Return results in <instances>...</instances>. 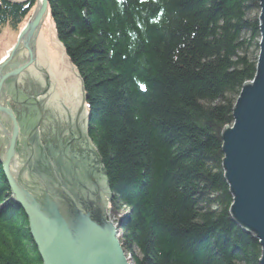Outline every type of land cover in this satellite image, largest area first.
<instances>
[{
  "label": "trees",
  "instance_id": "16d2710c",
  "mask_svg": "<svg viewBox=\"0 0 264 264\" xmlns=\"http://www.w3.org/2000/svg\"><path fill=\"white\" fill-rule=\"evenodd\" d=\"M33 0H0L17 26ZM88 110L86 136L134 264H259L228 209L221 131L255 74L258 0H47ZM140 85L145 87L142 89ZM0 264H41L0 166Z\"/></svg>",
  "mask_w": 264,
  "mask_h": 264
},
{
  "label": "water",
  "instance_id": "95a60500",
  "mask_svg": "<svg viewBox=\"0 0 264 264\" xmlns=\"http://www.w3.org/2000/svg\"><path fill=\"white\" fill-rule=\"evenodd\" d=\"M258 9L255 74L240 88L232 124L220 137L221 167L232 198L228 212L258 240L259 264H264V0H258ZM46 14L47 0H35L0 60L1 172L11 201L27 218L41 264H129L118 227L107 220L111 192L96 150L78 125L72 129V117L68 123L43 111L39 97L47 89L30 78ZM44 119H51L50 132H43ZM68 125L73 134L65 140Z\"/></svg>",
  "mask_w": 264,
  "mask_h": 264
},
{
  "label": "rangeland",
  "instance_id": "374dc122",
  "mask_svg": "<svg viewBox=\"0 0 264 264\" xmlns=\"http://www.w3.org/2000/svg\"><path fill=\"white\" fill-rule=\"evenodd\" d=\"M33 1L35 4V0ZM29 14L15 27L9 21L0 25V59L14 44L19 30ZM28 70L30 78L41 89H47L39 97L40 101H45L43 111L51 110L50 115L68 123H70V117H72V129L78 125L80 134H86L88 110L85 105V99L83 100L84 95L81 83L75 69L67 60L63 48L56 38L53 22L49 14H46L42 19L36 48V60L34 65L30 66ZM17 82L21 83L20 76ZM9 95L13 97V94ZM79 109L80 111L78 112ZM50 121L51 119L42 120L43 132H50L52 125ZM38 129H41V125ZM67 134H73L70 125L63 128L62 138L67 140ZM89 143L91 148L95 149L90 141ZM75 146H78V142H75ZM106 214L107 220L117 226L114 218L109 214V207ZM127 260L129 264H134L130 256H127Z\"/></svg>",
  "mask_w": 264,
  "mask_h": 264
},
{
  "label": "bare ground",
  "instance_id": "6f19581e",
  "mask_svg": "<svg viewBox=\"0 0 264 264\" xmlns=\"http://www.w3.org/2000/svg\"><path fill=\"white\" fill-rule=\"evenodd\" d=\"M37 1H39V0H37ZM30 12H31V11H30ZM25 22H26V21H25ZM25 22H24V23H25ZM24 23H23V25H24ZM23 25H22V26H23ZM5 54H6V52H5ZM5 54H4V56H5ZM4 56H3V57H4ZM3 57H2V58H3ZM2 58H1V59H2ZM1 59H0V60H1ZM108 207H109V204H108ZM118 235H120V234H119V231H118ZM124 253H125V252H124ZM125 256H126V258H127V255H126V254H125Z\"/></svg>",
  "mask_w": 264,
  "mask_h": 264
},
{
  "label": "snow or ice",
  "instance_id": "6c2138e0",
  "mask_svg": "<svg viewBox=\"0 0 264 264\" xmlns=\"http://www.w3.org/2000/svg\"><path fill=\"white\" fill-rule=\"evenodd\" d=\"M140 87L143 89L145 86L144 85H140Z\"/></svg>",
  "mask_w": 264,
  "mask_h": 264
}]
</instances>
